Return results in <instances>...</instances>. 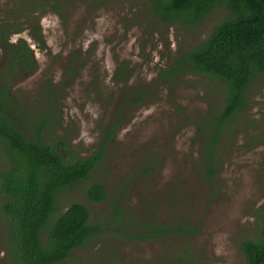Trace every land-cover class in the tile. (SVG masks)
Returning a JSON list of instances; mask_svg holds the SVG:
<instances>
[{"label":"rangeland","instance_id":"obj_1","mask_svg":"<svg viewBox=\"0 0 264 264\" xmlns=\"http://www.w3.org/2000/svg\"><path fill=\"white\" fill-rule=\"evenodd\" d=\"M228 15L219 5L199 24L169 25L152 14L150 0H0L8 40H26L36 60L34 72L13 79V92L31 114H54L51 137L68 141L75 156L95 153L106 139L122 87L117 68L130 67L129 89L151 92L122 111L126 120L90 179L57 195L54 218L80 202L98 228L59 264H246L240 244L259 239L264 226V76L226 125L209 180L199 168L198 125L219 111L224 86L194 73L158 80ZM6 59L0 43V75ZM69 64H77L73 75ZM92 183L106 188L107 200L86 197ZM6 235L0 213V264Z\"/></svg>","mask_w":264,"mask_h":264},{"label":"trees","instance_id":"obj_2","mask_svg":"<svg viewBox=\"0 0 264 264\" xmlns=\"http://www.w3.org/2000/svg\"><path fill=\"white\" fill-rule=\"evenodd\" d=\"M151 12L169 24L196 25L216 6L223 5L229 15L206 40L180 56L158 80L171 84L181 73L209 77L224 86V101L217 112L203 116L198 130L204 136L200 169L209 180L216 172L217 147L229 120L247 104L255 80L264 76V0H150ZM9 23H0V43L7 59L0 75V213L7 224L6 264H59L83 246L98 228L90 225V211L80 202L54 218L57 195L89 180L106 154L126 118L122 111L138 105L151 93L137 84L129 89L131 69L124 63L115 72L120 85L111 124L99 149L86 157L75 156L68 141L51 137L54 119L40 111L32 114L12 88L13 79L36 70L32 47L26 40L11 43ZM77 70L68 65L66 72ZM51 92H57L52 87ZM99 97L102 98L100 95ZM53 99V94H52ZM57 110V102H51ZM50 138V139H48ZM92 202L108 199L100 183L86 190ZM189 232L193 231L188 227ZM246 264H264V226L259 239L240 244Z\"/></svg>","mask_w":264,"mask_h":264}]
</instances>
